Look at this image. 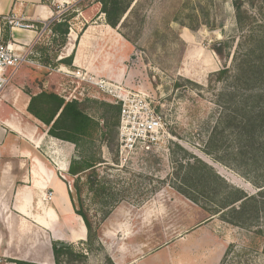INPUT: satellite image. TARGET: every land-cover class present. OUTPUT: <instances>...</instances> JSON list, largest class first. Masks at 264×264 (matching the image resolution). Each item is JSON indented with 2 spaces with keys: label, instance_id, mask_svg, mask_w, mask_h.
<instances>
[{
  "label": "rangeland",
  "instance_id": "374dc122",
  "mask_svg": "<svg viewBox=\"0 0 264 264\" xmlns=\"http://www.w3.org/2000/svg\"><path fill=\"white\" fill-rule=\"evenodd\" d=\"M233 1L134 0L115 29L106 24L99 0L45 1L59 20L67 19L68 35L62 46L51 32L38 44L47 48L48 57L56 54L47 67L25 65L14 72L0 93V125L14 114L25 124H38L39 134H47L26 110L30 96L42 90L59 94L64 88L80 97V108L98 123V136L88 147L101 161L95 166L93 190H88L83 175L78 180L82 208L96 236L87 241L81 218L70 236L68 229H58L61 240L51 241L50 247L68 243L72 252L60 257L61 264H264V197L235 170L239 166L259 182L263 161L248 168L245 158H235V130L227 128L214 137L220 152L206 153L220 112L229 111L230 99L237 100L232 79L211 78L224 63L230 66L237 44H244L248 35L236 26ZM243 10L254 19L253 33H258L264 1L243 0ZM216 42L227 43L223 61L211 50ZM70 55V67L60 63ZM77 67L88 69L93 78L145 92L168 138L120 156L113 113L105 106L111 100L92 87L72 84L59 72ZM60 145L64 157L45 145L40 154L61 170L58 177L69 192L73 181L66 171L72 158L79 159L80 150L70 143ZM228 189L255 201L243 207L235 203L237 213L226 209L212 216ZM44 202L50 205L51 200ZM259 230L261 235L256 234ZM41 234L42 241L51 237ZM32 240L30 234L25 247ZM51 258L54 264L53 253ZM11 261L0 258V264Z\"/></svg>",
  "mask_w": 264,
  "mask_h": 264
},
{
  "label": "trees",
  "instance_id": "16d2710c",
  "mask_svg": "<svg viewBox=\"0 0 264 264\" xmlns=\"http://www.w3.org/2000/svg\"><path fill=\"white\" fill-rule=\"evenodd\" d=\"M42 1L45 2L46 0ZM133 2L134 0H99L100 12L104 15L106 24L115 29ZM45 3L49 5L47 2ZM233 8L237 28L244 35L248 32V35L244 36V44H237L238 48H236L231 58L230 66L224 63L222 69L213 73L211 78H214L217 82L232 79L235 87L233 95L236 96L237 93V100L234 98L230 99L232 101L228 102L229 111L222 109V112H220L222 115L218 118L211 134L212 137L208 138L206 144V147L211 149L206 153H215L218 149L220 152L221 147L214 140L218 130H220V133L225 128L235 130L233 133L236 137L235 158H245L247 160L245 166L250 168L251 164H254L256 160H262L264 163V19L260 31L255 34L252 29L254 19L243 10V0H234ZM38 27H41V25L38 24ZM49 29L54 38L60 39V45L62 46L69 32L67 19L61 18L58 21H53ZM226 47L227 43L216 42L211 46V50L223 61L226 58ZM34 50L38 54L39 63L44 67H47L49 62L56 58V54L48 57L47 48L43 45H35ZM71 61L72 56L70 55L60 63L70 67ZM239 97L241 98L238 99ZM256 102L257 104L254 105ZM80 104L77 101L65 102L58 94L42 90L38 94L30 96L26 110L47 128V135L70 143L74 145L77 151L80 150L79 159L72 158L67 169V175L73 181L72 189L68 192V198L73 212L84 222L87 241L92 242L96 234L87 214L82 208V188L78 185V180L83 175L86 179L88 190H93L95 166L101 161L89 153L88 147L97 138L99 130L98 123L80 108ZM105 106L113 113L114 125L117 129L119 107L112 104H105ZM237 168L239 166L235 169L239 175L249 181L254 188L258 189L257 195L264 197V177L257 182L259 178L253 179L249 177L248 172H241ZM227 192L222 197V202L218 204V209L213 212L212 216L223 213L226 209L227 213H237L238 210L232 205L240 202V206L243 207L247 203L255 201V197H247L238 190L228 189ZM232 193H234L233 197ZM256 234L261 235L262 231L259 230ZM52 253L54 264H61L60 257L72 252L69 245L57 247V243H54ZM11 262L13 264H34L20 260Z\"/></svg>",
  "mask_w": 264,
  "mask_h": 264
},
{
  "label": "crops",
  "instance_id": "0c3cea01",
  "mask_svg": "<svg viewBox=\"0 0 264 264\" xmlns=\"http://www.w3.org/2000/svg\"><path fill=\"white\" fill-rule=\"evenodd\" d=\"M9 13L23 15L35 24L58 14L42 0H0V18ZM36 35L35 30H9L0 20L1 40L12 43L17 52L32 46ZM17 117L11 114L0 125V258L52 264L51 241L61 240L64 229L69 230L68 236L75 233L80 217L73 212L66 184L58 177L61 170L43 160L40 149L44 145L54 149L58 158L64 157L66 150L60 145L63 141L39 134L38 124H25ZM49 190L52 199L47 205L42 195ZM42 232L51 237L42 241ZM30 234L32 243L25 247Z\"/></svg>",
  "mask_w": 264,
  "mask_h": 264
},
{
  "label": "built area",
  "instance_id": "2783aa9c",
  "mask_svg": "<svg viewBox=\"0 0 264 264\" xmlns=\"http://www.w3.org/2000/svg\"><path fill=\"white\" fill-rule=\"evenodd\" d=\"M0 20L9 30H35L37 35L32 46L23 52L10 42H3L0 38V93L5 88L14 72L22 66L44 67L38 61V54L34 46L40 44L46 33L50 32L49 26L58 17H53L40 24L26 21L23 15L9 13L3 15ZM45 68V67H44ZM11 69L12 72H8ZM61 74L72 79V84L82 87H92L108 97L111 103L119 107L117 126V150L120 156H127L138 150L155 147L161 138H168L160 115L154 110L152 101L143 91H129L121 85L110 83L104 78H93L92 72L86 68L77 67L75 71L62 69ZM64 88L58 95L65 102H81L75 92ZM79 96L82 93H78ZM52 199V193L46 192L42 195V201Z\"/></svg>",
  "mask_w": 264,
  "mask_h": 264
},
{
  "label": "water",
  "instance_id": "95a60500",
  "mask_svg": "<svg viewBox=\"0 0 264 264\" xmlns=\"http://www.w3.org/2000/svg\"><path fill=\"white\" fill-rule=\"evenodd\" d=\"M219 31H220L219 33H221V30ZM66 246H68L67 243H57V247H66Z\"/></svg>",
  "mask_w": 264,
  "mask_h": 264
},
{
  "label": "bare ground",
  "instance_id": "6f19581e",
  "mask_svg": "<svg viewBox=\"0 0 264 264\" xmlns=\"http://www.w3.org/2000/svg\"><path fill=\"white\" fill-rule=\"evenodd\" d=\"M49 213H52L51 210H49Z\"/></svg>",
  "mask_w": 264,
  "mask_h": 264
}]
</instances>
